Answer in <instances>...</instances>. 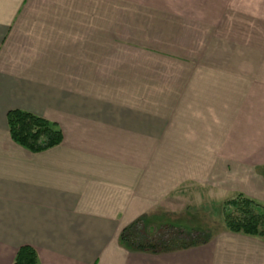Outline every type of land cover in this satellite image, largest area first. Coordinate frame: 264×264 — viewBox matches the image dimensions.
<instances>
[{
	"label": "crops",
	"instance_id": "obj_1",
	"mask_svg": "<svg viewBox=\"0 0 264 264\" xmlns=\"http://www.w3.org/2000/svg\"><path fill=\"white\" fill-rule=\"evenodd\" d=\"M147 1L131 0L138 7ZM161 1L169 11L194 10L190 0ZM210 1L220 8L211 23L217 26L228 0L221 7ZM108 2L0 0V264H12L21 245L35 249L37 264H264L263 238L225 226L188 248L160 253L121 241L138 220L146 229L175 227L154 217L175 211L183 182L209 179L215 146L237 174V193L264 204V59L239 61L231 90L223 82L215 90L214 76L167 71L163 77L176 81L173 103L151 109V62L187 61L148 59L140 76L138 60H102L103 42L109 50L112 41L119 44L112 20L125 17L83 9ZM209 62L229 63H188ZM186 94L182 110L174 101ZM231 100L238 117L253 119L230 126ZM13 108L56 122L61 143L37 153L15 143L6 122Z\"/></svg>",
	"mask_w": 264,
	"mask_h": 264
},
{
	"label": "rangeland",
	"instance_id": "obj_2",
	"mask_svg": "<svg viewBox=\"0 0 264 264\" xmlns=\"http://www.w3.org/2000/svg\"><path fill=\"white\" fill-rule=\"evenodd\" d=\"M110 1L102 4H86L83 9L89 11L92 6L94 8L101 7L102 12H110L112 15L122 14V17H125L112 20V29H117L116 38L119 44L115 46L112 41V47L109 50L103 42L102 60L109 57L110 59L128 60L129 63L138 60L139 69L136 68V70L140 76L142 75L141 68L144 72L148 59L150 62L157 60L187 61L181 66L176 63L166 62L167 64L161 65L151 62L148 82L151 91V109L157 107V103L159 106H168L169 103H173L169 97H171V91H174L172 87L176 81L163 77L167 75V71H187L188 73L193 70V75L198 77L202 75L214 76L213 80L217 81L214 83L215 90H221L222 82L228 84L229 90H231L233 86H236L231 83L234 80L233 77L240 74L238 72L240 70L239 61L264 59V0H228V4L221 13V17H225L217 26H213L211 23L218 16L217 11L220 8L217 10L214 7V10L210 8L213 3L210 0H190L194 9L190 13L189 10H184V6L178 9L181 13L169 11L168 6L161 0H149L139 7L131 0ZM214 2L217 7L223 6V0H214ZM76 8L77 5H71V9ZM112 40L114 39L112 38ZM216 60L229 63L209 62V65L206 64L207 68H205V64H200L201 67L195 68V64L188 63L189 61ZM228 65H231L233 70H229L226 67ZM222 69L225 72L229 71L224 74ZM120 70L119 65L117 71ZM196 70L197 72H195ZM174 85L177 88V83ZM157 91H159L158 94ZM162 91L166 94V98H162ZM174 102L180 104L183 110L185 104L188 105L190 100L186 94ZM201 102L204 101L197 100V104H202ZM213 102L215 107H218L217 112L220 113L223 101L218 99ZM229 103H231L228 115L230 126L236 127L238 119H243V122L248 118L253 119L252 115L238 117L237 100H231ZM216 119L215 115L214 120ZM220 124L214 123V125H219L217 130L221 134ZM215 139L219 138L215 136ZM220 152V147L215 146V163L209 179L199 182H183L174 205L175 211L168 209L159 212V215L154 217L158 218L155 220L166 224L170 222V225L175 226L172 229L179 230L181 228L185 232L182 237H192L196 240L204 237L206 233H213L224 227L222 203L237 193L239 179L235 171L226 169L225 164L217 158V154ZM185 170L183 168V171ZM156 225L148 230L157 232L160 230V226Z\"/></svg>",
	"mask_w": 264,
	"mask_h": 264
},
{
	"label": "trees",
	"instance_id": "obj_3",
	"mask_svg": "<svg viewBox=\"0 0 264 264\" xmlns=\"http://www.w3.org/2000/svg\"><path fill=\"white\" fill-rule=\"evenodd\" d=\"M10 138L30 152L37 153L61 143L63 134L56 122L33 112L13 108L6 113ZM226 229L233 233L259 236L264 239V204L243 193H236L222 203ZM171 228V229H170ZM163 225L157 232L143 227L140 220L123 230L120 239L132 249L160 253L169 249L188 248L197 240L182 237L184 231ZM37 254L30 245H21L12 264H37Z\"/></svg>",
	"mask_w": 264,
	"mask_h": 264
}]
</instances>
